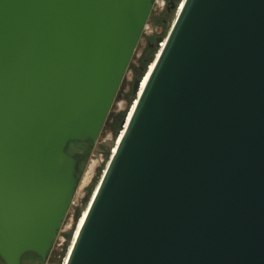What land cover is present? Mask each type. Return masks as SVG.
Returning <instances> with one entry per match:
<instances>
[{
    "label": "water",
    "instance_id": "water-1",
    "mask_svg": "<svg viewBox=\"0 0 264 264\" xmlns=\"http://www.w3.org/2000/svg\"><path fill=\"white\" fill-rule=\"evenodd\" d=\"M155 2L0 0L6 264L47 261ZM172 3L60 264H264V0Z\"/></svg>",
    "mask_w": 264,
    "mask_h": 264
},
{
    "label": "rangeland",
    "instance_id": "rangeland-1",
    "mask_svg": "<svg viewBox=\"0 0 264 264\" xmlns=\"http://www.w3.org/2000/svg\"><path fill=\"white\" fill-rule=\"evenodd\" d=\"M175 2L179 5L181 3V0H175ZM165 6L166 4L164 3V0H156L155 7L152 10L153 15L161 16L162 14L159 13L164 9ZM152 13L148 20L147 27L144 30L143 36L131 60L130 67L126 73V77L122 83V86L114 101L110 113H117L126 110L128 104L130 103L129 101H131L134 96V80L137 76L141 75L143 68L145 67H140L141 62H139V57L141 56L146 46L149 44V41H151V36L154 35V38H158L159 36H167L176 17V10L174 7H171L169 16H167L168 20L164 22H157L155 18H152ZM103 145L104 147H110V150L114 146V129H112L111 126H104L102 133L100 134L97 141H93L92 143L87 140H83L81 142L71 141L66 148L67 152L69 153H72L73 150L77 149L83 155L87 153V156L85 155L86 157L83 158L81 172H78L79 184L77 187L74 202L71 206L68 217L64 221L62 229L59 231L58 238L48 255V264H58L59 258H62V253L67 245V240L69 242L66 234L71 232L73 223L72 216L78 211L83 212L84 209H86V207L89 205L91 198L87 201L86 197L89 195L91 196V194L89 193L87 187L91 186L94 183L95 177L97 175H101L103 173V170L106 169V164L107 162H109L110 158L108 159V155H106L105 152L101 151ZM97 185L98 183H96L95 187H97ZM29 260H34L35 263L41 264L40 258L35 254H27L25 257V261Z\"/></svg>",
    "mask_w": 264,
    "mask_h": 264
},
{
    "label": "trees",
    "instance_id": "trees-1",
    "mask_svg": "<svg viewBox=\"0 0 264 264\" xmlns=\"http://www.w3.org/2000/svg\"><path fill=\"white\" fill-rule=\"evenodd\" d=\"M167 16H169V11L167 9H165L163 11L161 16L160 15H153V13H152V18H155L157 20V22H164V21L168 20ZM150 38H151V41H152L153 45L152 44L151 45L148 44L146 46V48L143 50L141 56L139 57V62H141V66L140 67L146 66L149 63V61L155 56V53L157 52V49H158V47L156 45V39L157 38H154V35L151 36ZM124 114H125V110H123L121 112H117V113L111 112L110 115H109V118L107 119V122H106L105 125L106 126H111L112 129H114V136L117 134V132H118V130L120 128L121 121L123 119ZM72 141L81 142L83 140H72ZM87 141H89L91 143L93 142L91 139H88ZM109 150H110V147H104V145H103V147L101 149V151L105 152L106 155H108ZM85 155L87 156V153ZM81 170H82V162H80V165H79V171L81 172ZM66 235H67V238L69 239L70 235H71V232L67 233ZM67 243H68V240H67L66 244ZM64 251H63L62 255L64 254ZM60 260H61V257L58 260V264H60Z\"/></svg>",
    "mask_w": 264,
    "mask_h": 264
},
{
    "label": "bare ground",
    "instance_id": "bare-ground-1",
    "mask_svg": "<svg viewBox=\"0 0 264 264\" xmlns=\"http://www.w3.org/2000/svg\"><path fill=\"white\" fill-rule=\"evenodd\" d=\"M153 65H154V63L151 64L150 69H149V72H148L147 75L144 77V79H143V81H142V86L145 84V82H146V80H147V78H148V75H149V73H150V70L152 69ZM133 107H134V105L132 106V109H133ZM130 114H131V112L129 113V116H130ZM129 116H128V117H129ZM122 133H123V131H122ZM122 133L120 134V136H119L117 142L120 141L121 136H122ZM116 147H117V143H116V145L113 146V148H112L113 151L116 150ZM104 171H105V170H104ZM97 187H98V186H97ZM97 187H96V189L94 190V192H93V194H92L93 196L95 195V193H96V191H97ZM93 196H92V198H93ZM88 206H89V205H88ZM88 206H87L86 209H84V211L82 212V215H81V217H80V219H79V222H78V226H77V228H76V230H75V233H74V237H76V235L78 234L79 229H80V227H81V225H82V223H83V221H84V219H85V216H86V214H87V210H88ZM71 247H72V244H70V248H69V249H71ZM62 264H65V260H64V262H63Z\"/></svg>",
    "mask_w": 264,
    "mask_h": 264
},
{
    "label": "flooded vegetation",
    "instance_id": "flooded-vegetation-1",
    "mask_svg": "<svg viewBox=\"0 0 264 264\" xmlns=\"http://www.w3.org/2000/svg\"><path fill=\"white\" fill-rule=\"evenodd\" d=\"M164 3L166 4V6L164 7V9H163L159 14H162L163 11H164L165 9H167L168 11H170V9H171V7H172V5H173L172 0H166V1L164 0ZM149 44L151 45L152 42L149 41ZM72 153H76V154L83 155V154H81L77 149L73 150ZM83 156L85 157V155H83ZM82 161H83V158L80 160V162H82ZM87 188H88V187H87ZM27 254H34V253H26V254H24L23 257H22L21 264H37V263H35L34 260L25 261V257H26ZM35 255H36V254H35ZM47 260H48V259H47ZM45 263H47V261H45V262H43V263H41V264H45ZM0 264H6V263L2 260L1 257H0Z\"/></svg>",
    "mask_w": 264,
    "mask_h": 264
},
{
    "label": "built area",
    "instance_id": "built-area-1",
    "mask_svg": "<svg viewBox=\"0 0 264 264\" xmlns=\"http://www.w3.org/2000/svg\"><path fill=\"white\" fill-rule=\"evenodd\" d=\"M47 264H48V262H47Z\"/></svg>",
    "mask_w": 264,
    "mask_h": 264
}]
</instances>
